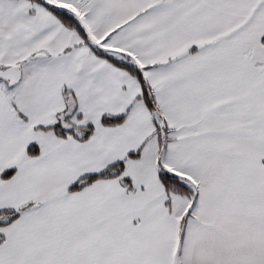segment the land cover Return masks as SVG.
Here are the masks:
<instances>
[{"label": "snow or ice", "instance_id": "obj_1", "mask_svg": "<svg viewBox=\"0 0 264 264\" xmlns=\"http://www.w3.org/2000/svg\"><path fill=\"white\" fill-rule=\"evenodd\" d=\"M0 264H264V0H0Z\"/></svg>", "mask_w": 264, "mask_h": 264}]
</instances>
